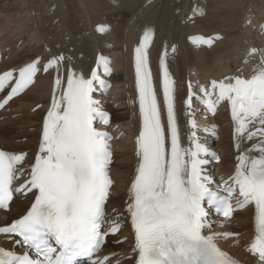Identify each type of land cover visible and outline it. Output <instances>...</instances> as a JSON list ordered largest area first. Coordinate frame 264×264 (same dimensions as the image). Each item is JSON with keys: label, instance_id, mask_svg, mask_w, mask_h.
Returning a JSON list of instances; mask_svg holds the SVG:
<instances>
[{"label": "snow or ice", "instance_id": "6c2138e0", "mask_svg": "<svg viewBox=\"0 0 264 264\" xmlns=\"http://www.w3.org/2000/svg\"><path fill=\"white\" fill-rule=\"evenodd\" d=\"M151 39V30H146L135 49L141 128L136 138L138 165L126 211L135 237L136 264H235L217 246L213 235L202 232L208 215L204 202L227 218L233 211L234 196L237 207L254 206L256 235L249 250L258 254L264 264V140L249 149L258 152V156L245 153L237 156L231 185L225 181L222 188L227 195L212 191L209 186L212 181L203 175L202 165L207 161L200 156L216 158L215 154L198 142L194 131L197 125L191 118L188 120L193 129L189 137L191 146L181 147L174 83L163 58L160 66L167 128L162 123V111L149 70L147 49ZM199 42L211 44L210 39L200 38ZM62 59L54 58L48 63L58 65ZM36 72L35 61L20 68L15 86L0 107L33 83ZM12 78L11 71L0 75V89ZM95 79V72L92 78L85 79L69 70L67 86L61 95L57 96L54 89L51 107L43 122L39 151L30 168V178L22 188L13 189L12 184L18 171H24L17 167L23 163L24 155L0 151V209L9 207L14 191L27 189L36 193L26 214L10 225L0 226V234L19 237L14 243L25 246L22 255L0 247V264H74L78 257L94 253L105 235L120 230L123 217L116 214L109 219L106 212L112 184L108 174L111 153L107 134L93 126L97 118L108 123L107 115L91 95ZM225 79L232 82H212L215 101L211 99L212 93L205 90L208 109L214 112L217 103L227 100L236 136H244L253 122L264 126V59L254 67L250 78ZM55 84H61L59 76ZM188 107L191 109L190 100ZM257 133L264 137V128L248 132L247 139L251 140ZM106 222L112 227L102 232Z\"/></svg>", "mask_w": 264, "mask_h": 264}, {"label": "bare ground", "instance_id": "6f19581e", "mask_svg": "<svg viewBox=\"0 0 264 264\" xmlns=\"http://www.w3.org/2000/svg\"><path fill=\"white\" fill-rule=\"evenodd\" d=\"M263 20L264 0H0V41L9 56L3 61L2 68L27 62L40 53L43 59L58 52L67 53L74 59V65L86 70L99 49L111 58L115 70L111 77L113 91L111 89L108 96L101 97L100 103L112 112V119L124 137L123 141L116 143V160L111 166L115 186L110 201L113 206H120L135 160L132 137L137 133L138 121L133 61L140 35L146 30L156 31L150 49V62L156 79L160 48L163 45L167 48L178 46L176 55L173 54L170 59V66L178 81L177 96L180 100L186 78L190 82L197 78L207 80L224 76L242 66L247 45L260 44L264 39L257 29ZM96 25H103L104 28L99 30ZM197 33L222 38L216 40L210 49H196L187 37ZM19 42L21 45L16 46ZM179 88H182V93ZM50 89L51 74L46 73L0 112L5 123L0 122V140L8 141L25 134L28 141L22 144L24 149L37 144L39 124ZM37 104V109L31 111ZM114 104H117L115 110L112 109ZM178 108L180 124L184 126L185 117L181 114L180 103ZM13 114L17 116L11 118ZM192 114L199 120L198 126H204L218 135L213 138L206 132L199 134L209 150L219 152L221 156L216 173L229 171L233 155L243 141L232 134V125L226 113L221 111L210 118L202 109H195ZM24 119L27 120L22 121ZM29 123L33 124L22 133L6 135L9 126L19 128ZM29 127L35 130L29 131ZM7 146L3 148L14 150ZM30 199L17 198L12 201L10 211L0 209V226L21 215ZM249 226L250 213L244 210L233 218L230 229L237 232L249 229ZM125 235L122 231L114 239ZM7 238L1 235L0 242L12 247L15 237L11 241ZM241 244L240 237L224 241L225 247L229 246L239 258L244 257L240 252ZM107 245L106 251L123 252L129 249L127 243L114 245L109 241Z\"/></svg>", "mask_w": 264, "mask_h": 264}, {"label": "rangeland", "instance_id": "374dc122", "mask_svg": "<svg viewBox=\"0 0 264 264\" xmlns=\"http://www.w3.org/2000/svg\"><path fill=\"white\" fill-rule=\"evenodd\" d=\"M6 58H7V60H8V56H6ZM109 94V93H108ZM109 98V97H108ZM117 106V104H114V106H112V109H114L115 110V107ZM37 109V108H36ZM35 109V110H36ZM34 110V111H35ZM32 111V110H31ZM33 111V112H34ZM7 113H6V115H9V112L8 111H6ZM17 115H15V114H13V115H11V118H14V117H16ZM31 119H33V118H31ZM3 117L2 116H0V122L1 123H3V125L5 124L4 122H3ZM27 119H24V120H22V121H26ZM34 123V122H33ZM33 123H29V124H26V125H22V126H20L19 128L17 127H12V126H9V128H8V130L9 131H7V134L6 135H8V134H10V135H15L16 133H22L23 132V130L28 126V125H32ZM23 129H22V128ZM28 130L30 131V130H35V128H32V127H29L28 128ZM10 132V133H9ZM123 134V133H122ZM21 140V141H20ZM124 140V137H122V139H120L119 141H123ZM4 140H0V146L1 147H4V146H7V145H11V146H7L8 148H13L14 150H19V149H24L25 148V146L24 145H22V144H24L25 142H27L28 141V136L27 135H25V134H22V135H20L19 137H15V138H13L12 140H8V141H4ZM27 145V144H26ZM241 221H243V220H241ZM244 225V227L246 226V224H243ZM240 227H243L242 225L240 226ZM229 239H233V240H235V239H237V238H229Z\"/></svg>", "mask_w": 264, "mask_h": 264}]
</instances>
